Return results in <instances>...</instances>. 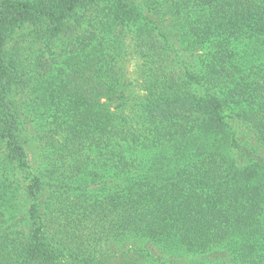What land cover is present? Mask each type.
Segmentation results:
<instances>
[{
	"label": "trees",
	"instance_id": "trees-1",
	"mask_svg": "<svg viewBox=\"0 0 264 264\" xmlns=\"http://www.w3.org/2000/svg\"><path fill=\"white\" fill-rule=\"evenodd\" d=\"M0 264H264V0H0Z\"/></svg>",
	"mask_w": 264,
	"mask_h": 264
},
{
	"label": "rangeland",
	"instance_id": "rangeland-1",
	"mask_svg": "<svg viewBox=\"0 0 264 264\" xmlns=\"http://www.w3.org/2000/svg\"><path fill=\"white\" fill-rule=\"evenodd\" d=\"M23 46L26 48V51H27L28 54L31 53V52H36V55H37V54H39V52H41L40 51L41 49H44V47H41V46H38V45L29 48L30 44L28 42L27 43H23ZM46 56H49V54L46 53ZM136 63H137V61L135 59H132L131 62L129 61L128 69H129V72H130L129 77H131V78H132V74L136 70V67H135ZM39 155H40V153H39ZM39 160H35L34 163H36L38 161L37 163L40 165L39 166L40 171L43 170L44 168H48V163H47L46 159H43V158L40 157ZM131 241L133 242L134 240H131ZM135 242L140 243L141 240H136ZM153 246H154L153 244L151 246L149 245V249H153ZM182 255H183L182 262L185 259V256H190V254L188 252H183Z\"/></svg>",
	"mask_w": 264,
	"mask_h": 264
}]
</instances>
